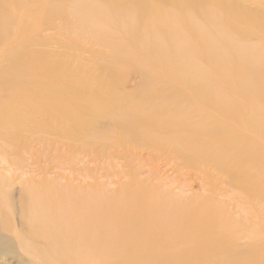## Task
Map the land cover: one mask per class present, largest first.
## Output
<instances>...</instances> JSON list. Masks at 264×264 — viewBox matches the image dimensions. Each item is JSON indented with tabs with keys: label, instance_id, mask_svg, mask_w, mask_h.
<instances>
[{
	"label": "bare ground",
	"instance_id": "bare-ground-1",
	"mask_svg": "<svg viewBox=\"0 0 264 264\" xmlns=\"http://www.w3.org/2000/svg\"><path fill=\"white\" fill-rule=\"evenodd\" d=\"M7 1L0 0L1 264L264 261L262 49L195 67L202 47L238 41L225 29L199 43L183 31L172 37L171 26L185 23L171 21L175 7L190 14L202 0H113L125 2L118 19L105 0H75L82 18L117 20L131 37L145 26L191 54L177 59L143 42L138 49L152 57L124 58L137 68L104 57L109 71L79 73L58 59L41 61L50 55L40 50L49 40L41 35L61 32L71 4L31 0L16 10ZM237 18L235 27L258 23ZM233 63H246L245 73L226 70Z\"/></svg>",
	"mask_w": 264,
	"mask_h": 264
},
{
	"label": "rangeland",
	"instance_id": "rangeland-1",
	"mask_svg": "<svg viewBox=\"0 0 264 264\" xmlns=\"http://www.w3.org/2000/svg\"><path fill=\"white\" fill-rule=\"evenodd\" d=\"M61 1L62 3L66 1L67 3L71 4L75 0ZM93 1L98 0H92V2ZM105 1H107V5H113L114 17L116 19L122 16V10L125 7V2L116 1L114 5L113 0ZM176 2L177 0H175L174 3ZM7 3H9L7 6H10V8L14 7V9L17 8L16 10H20L19 8H27L26 6H30L31 0H26L25 3L20 2L17 6L15 5L14 0L7 1ZM194 5L196 7V11H191L192 13L189 12L190 14H187L184 10H179L174 6V12L176 14H172L171 21L174 22V20L181 18L185 21V23L183 27L171 26V32L174 34V36L172 37L175 38L179 36L178 33H181L183 31L184 33H187V35L191 36V40L193 41V43H199L202 40L206 39L204 37H217L220 32L225 29L230 31L231 34H234L235 38L238 40L237 42L233 43L232 46L225 50L219 48L218 50L216 49L208 51L205 50L204 47H202L198 51L203 53L204 50L206 53L196 56L197 58L199 57V62L195 63V67H197V65L199 64L201 65V62L220 65L227 58L233 59V56L235 55L234 53L237 52V50L243 49V51L248 54L252 53V46L261 48L262 52L260 56H262L264 52V0H202L200 5ZM154 12L158 13L159 11L158 9H155ZM79 14L81 15L80 12ZM78 15L77 10H75V5L71 4L70 6L67 4V9L63 11V16L61 17L64 22L66 20V23L62 27L61 32L56 35L54 31H50L41 35L42 37L48 38L49 40L47 42H43L44 45L40 46V50L50 53V55L45 53L47 55L44 56V58H41L42 62H45L47 64L53 63L54 58V62L58 59V64H64V62H66L70 63L69 68L71 66L77 67L76 69L70 70H75L79 73L88 72L92 74L94 73L102 75L106 71H109V67L103 64L100 61V58H116L118 60L117 62L120 63L118 67L120 69L127 70L131 68H137L138 66L136 65V63L135 65H133V63H131L130 61H125L124 58L133 56L135 60H141L142 58L152 57L154 53L151 52L149 48L147 49L143 47L141 49H138V45L143 42H147L148 44L160 43V48L161 50L163 49V53L175 56L177 59L187 58L191 56L190 52L187 50H178V48H171V46L168 48V44L166 42H162L158 37H153V35L150 36L149 34H146L145 32L147 27L144 28L145 26L139 34L131 37L129 36L130 33H128L127 29L124 30L117 25V20L113 23L104 22L102 20V16L99 17L98 13L92 14L87 12L83 16V18L82 16ZM238 15H241L244 19H246L247 21L249 20L250 22L257 20L258 23H248L240 26L238 25V23L240 22H238L236 23L237 26L235 27L233 25L234 22L238 19ZM208 18H211L212 21L214 20V24L217 27L208 28ZM220 19L223 21V25L220 23ZM147 23L149 26H151V23ZM51 24V19H48V21L45 22V25ZM34 25L36 24H34V22L32 21V23H29V26L24 27L22 31L24 32L25 28L26 30L28 28H33ZM196 26L207 28V30L204 33H191L189 30ZM92 28H98L100 35L94 36L91 31ZM234 31L238 32L236 33ZM11 39L12 38H9L5 42V45L10 44L12 41ZM106 41H109L110 43L107 44ZM112 42H117V44H113ZM244 43L250 44V47L247 48V51L243 47ZM0 45H2V42H0ZM243 61L244 59H241V62ZM246 68V63L240 65H236V63H233L229 66L226 65V70L230 71L231 73H238V75L244 74ZM144 157H146L145 154ZM160 167L162 168V165H160ZM1 262L2 261L0 259V264ZM2 263H4V261ZM10 263L15 264L16 262L12 261ZM226 263L227 262H225L224 264ZM229 264H264V261H258L256 259L251 260L249 258H238L230 261Z\"/></svg>",
	"mask_w": 264,
	"mask_h": 264
}]
</instances>
